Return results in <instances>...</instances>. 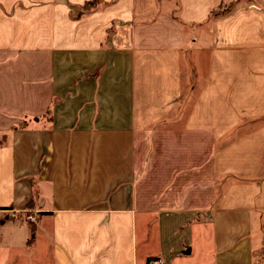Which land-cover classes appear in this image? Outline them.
<instances>
[{
  "label": "crops",
  "instance_id": "crops-1",
  "mask_svg": "<svg viewBox=\"0 0 264 264\" xmlns=\"http://www.w3.org/2000/svg\"><path fill=\"white\" fill-rule=\"evenodd\" d=\"M0 140L57 264H256L264 0H0Z\"/></svg>",
  "mask_w": 264,
  "mask_h": 264
},
{
  "label": "rangeland",
  "instance_id": "rangeland-1",
  "mask_svg": "<svg viewBox=\"0 0 264 264\" xmlns=\"http://www.w3.org/2000/svg\"><path fill=\"white\" fill-rule=\"evenodd\" d=\"M32 204L27 203L20 211H0V264H57L49 249L48 237L45 238L46 235L39 230L42 213ZM260 251L259 248L255 254L256 264H264V253ZM194 253L169 264H194L197 260ZM144 264H162V261L159 257H152Z\"/></svg>",
  "mask_w": 264,
  "mask_h": 264
},
{
  "label": "trees",
  "instance_id": "trees-1",
  "mask_svg": "<svg viewBox=\"0 0 264 264\" xmlns=\"http://www.w3.org/2000/svg\"><path fill=\"white\" fill-rule=\"evenodd\" d=\"M31 234L33 235V230L30 229Z\"/></svg>",
  "mask_w": 264,
  "mask_h": 264
},
{
  "label": "water",
  "instance_id": "water-1",
  "mask_svg": "<svg viewBox=\"0 0 264 264\" xmlns=\"http://www.w3.org/2000/svg\"><path fill=\"white\" fill-rule=\"evenodd\" d=\"M189 251H187V253H188Z\"/></svg>",
  "mask_w": 264,
  "mask_h": 264
}]
</instances>
